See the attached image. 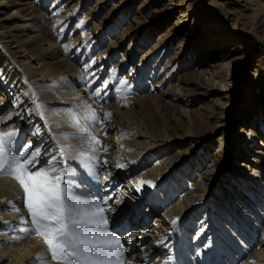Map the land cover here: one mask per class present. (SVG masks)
<instances>
[{
  "label": "bare ground",
  "instance_id": "6f19581e",
  "mask_svg": "<svg viewBox=\"0 0 264 264\" xmlns=\"http://www.w3.org/2000/svg\"><path fill=\"white\" fill-rule=\"evenodd\" d=\"M0 264H264V0H0Z\"/></svg>",
  "mask_w": 264,
  "mask_h": 264
},
{
  "label": "rangeland",
  "instance_id": "374dc122",
  "mask_svg": "<svg viewBox=\"0 0 264 264\" xmlns=\"http://www.w3.org/2000/svg\"><path fill=\"white\" fill-rule=\"evenodd\" d=\"M173 22H174V16H170L169 19H168V24L169 25L173 24ZM256 57L257 56H256L255 52H252L251 54H249V57H248V59L245 62L243 70L245 72V78L247 80L250 78V74L249 73H251L254 70V68H255L254 66L256 65L255 64L256 63ZM245 85H246V83L243 86H245ZM243 86H242V88H243ZM137 220H138V218H137Z\"/></svg>",
  "mask_w": 264,
  "mask_h": 264
}]
</instances>
